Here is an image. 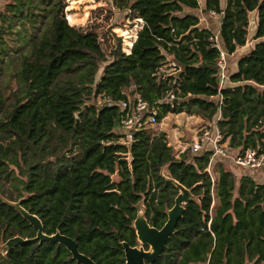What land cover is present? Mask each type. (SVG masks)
<instances>
[{"label":"trees","instance_id":"obj_1","mask_svg":"<svg viewBox=\"0 0 264 264\" xmlns=\"http://www.w3.org/2000/svg\"><path fill=\"white\" fill-rule=\"evenodd\" d=\"M112 3L143 20L129 52L119 36L106 50L95 28H74L64 0L0 8V194L22 198L46 233L74 238L96 264H124L122 241L138 243L136 203L143 199L156 227L174 203L178 187L161 173L166 166L194 198L150 264H264V182L248 174L238 181L221 161L211 165L210 144L176 154L165 130L127 129L117 104L139 94L158 105L157 121L181 111L206 122L220 114L228 150L264 151V0H227L224 8L206 0L207 10L222 13L219 40L228 54L246 43L249 12L257 11L258 40L222 87L214 32L183 12L199 0ZM167 55L177 72L161 70ZM35 233L0 198V243ZM0 264L82 263L59 242L30 240L0 254Z\"/></svg>","mask_w":264,"mask_h":264},{"label":"water","instance_id":"obj_2","mask_svg":"<svg viewBox=\"0 0 264 264\" xmlns=\"http://www.w3.org/2000/svg\"><path fill=\"white\" fill-rule=\"evenodd\" d=\"M118 125L119 120L116 118L115 128H117ZM161 173L178 187V193L174 198V203L166 210L167 218L161 227L149 224L145 216L146 208L143 199H140L136 203V216L133 219L132 225L135 229L138 244L131 245L125 240L122 241L125 255L124 264L152 263L163 251L169 236L175 232L177 221L183 214L185 204L194 198L191 190L178 180L174 179L170 175L166 166L162 168ZM0 198L4 202L13 206L25 219L28 220L30 224L36 227V233L32 237H24L17 234L0 243V254H6L11 248L19 243H25L30 240H38L39 242L47 240L63 244L71 252L72 257L82 264H96L90 256L79 250L74 238L61 233L59 230L52 233H46L43 230L42 221L37 214L29 211L22 205V198L18 200H9L1 194ZM145 245L147 248H145Z\"/></svg>","mask_w":264,"mask_h":264},{"label":"rangeland","instance_id":"obj_3","mask_svg":"<svg viewBox=\"0 0 264 264\" xmlns=\"http://www.w3.org/2000/svg\"><path fill=\"white\" fill-rule=\"evenodd\" d=\"M12 0H0V8H3L5 3ZM65 1V16L70 24L78 31L84 32L90 28H95L100 35L102 44L106 50H110L114 39L121 37V45L126 52L129 48L127 42L131 41V35L135 34L140 27L142 20L138 18H131L127 16V11L114 6L112 0H64ZM197 9L196 12L199 13ZM141 20V21H140ZM140 22V23H139ZM134 28H133V27ZM248 43L254 44L257 38L251 34H247ZM247 43V41H246ZM245 45V44H244ZM242 48L238 50L232 57L229 58L230 69L232 70L235 59L240 56ZM130 51V49H129ZM162 65L163 72L171 73L177 72L178 67L172 59H168ZM99 75V74H98ZM168 96H171L169 94ZM168 114V113H167ZM195 114V113H193ZM200 117V116H199ZM204 120L197 119L196 117H185L176 119L172 115H165L162 119L158 120L151 126L155 130H165L168 135V142L176 150V154L188 148L187 133L198 136L200 128L207 123ZM206 122V121H205ZM209 122V121H207ZM189 123V127H187ZM129 136H127V140ZM180 140V141H179ZM211 170V168H210Z\"/></svg>","mask_w":264,"mask_h":264},{"label":"built area","instance_id":"obj_4","mask_svg":"<svg viewBox=\"0 0 264 264\" xmlns=\"http://www.w3.org/2000/svg\"><path fill=\"white\" fill-rule=\"evenodd\" d=\"M143 22L140 25L142 27ZM214 42L220 50V56L217 60L219 67V83L220 86H224L226 79H228L226 54L227 52L221 47L218 41V37L214 35ZM217 98H221L220 92H218ZM123 112L121 116V123L128 128H136L142 123L154 124L157 122L158 105L149 102L141 95H136L132 100L120 101L117 103ZM220 114H217L215 118L207 125L200 128V133L196 136L188 145V152L191 154L197 153L199 150L205 147L206 144H210L212 153L211 159L216 156L232 157L233 161L239 166L246 168H255L258 166L264 167V151H259L257 148L249 147L243 152L235 153L231 155L230 150L226 148L225 142H223V134L218 127L217 119ZM127 133H130L129 131ZM129 138L130 135L128 134ZM208 169V168H207Z\"/></svg>","mask_w":264,"mask_h":264},{"label":"crops","instance_id":"obj_5","mask_svg":"<svg viewBox=\"0 0 264 264\" xmlns=\"http://www.w3.org/2000/svg\"><path fill=\"white\" fill-rule=\"evenodd\" d=\"M226 1L227 0H219L220 5H221L222 8H224V6L226 5ZM197 9H199L198 10L199 13L196 12ZM183 12L196 14L198 16V18H199V22H198L199 26H201V27H207V28L211 29L214 32V34L218 37V41H219V44H220V40H219V28H220V22H221V18H222V13H217V12H214L212 10H207L206 9V0H199V8H189V7H185V9L183 10ZM138 19H141V18H138ZM142 22H143V20H142ZM256 24H257V11L256 10H252V11L249 12V25H248L249 34H251L252 36H254V32H255V29H256ZM139 29H140V27L138 28V30ZM138 30L136 31L135 35L133 34L134 37H133V40L132 41L135 40V38L137 36ZM132 43H131L130 46H128L129 48L127 49L128 50L127 52H129V49L131 48ZM252 46H253V44H251V42L248 43V40H247V43H245V45L239 46L234 53H232V54H228L227 53L226 54V62H227V71H228V74L231 71H233V70L236 69L237 59L243 53H245L248 50H250ZM241 48L243 49L242 52L240 53L241 55L238 56L235 59V61L233 63V66H232V70H229L230 69V65H231L229 63V58L232 57ZM100 71H101V68L99 70V73H100ZM225 82L227 84L230 83L229 76H228V79H226ZM215 98H216V96H215ZM167 115H172V117H174L176 119H182V118H184V116L185 117H188V118H191V117L194 116L197 119H202L201 116L199 117V115H197V114L188 113L186 111H181V112H177V113H168V114H166V116ZM203 123L204 124L205 123L208 124L209 122H205L204 121ZM207 124H205V125H207ZM186 125H187V127H189V123H187ZM189 135L190 134L187 133V142L190 143L192 141V139H194L196 137V135H195V137H194V135H191V137ZM230 153H231V155H233V154L236 153V151L234 149H231L230 150ZM217 161H221L223 163L224 167L230 169L236 175L238 181H239V179H240L241 176L248 174V175L252 176L256 181H258V182H264V167L263 166H258V167H255V168L242 167V166H239L238 164H236L233 161L232 157H230V156L225 157V156H220V155H216V156H214L211 159V165H213Z\"/></svg>","mask_w":264,"mask_h":264},{"label":"flooded vegetation","instance_id":"obj_6","mask_svg":"<svg viewBox=\"0 0 264 264\" xmlns=\"http://www.w3.org/2000/svg\"><path fill=\"white\" fill-rule=\"evenodd\" d=\"M138 244V243H137ZM145 248H147V246L145 245Z\"/></svg>","mask_w":264,"mask_h":264}]
</instances>
